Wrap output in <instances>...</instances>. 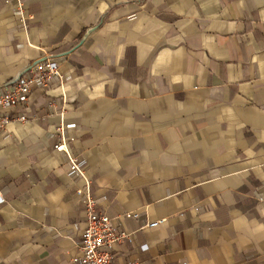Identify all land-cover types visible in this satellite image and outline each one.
<instances>
[{
  "label": "crops",
  "instance_id": "1",
  "mask_svg": "<svg viewBox=\"0 0 264 264\" xmlns=\"http://www.w3.org/2000/svg\"><path fill=\"white\" fill-rule=\"evenodd\" d=\"M18 7L31 23L14 35ZM47 56L66 81L0 133V264L81 255L86 215L49 171L69 124L98 210L142 260L264 264V0H0V85Z\"/></svg>",
  "mask_w": 264,
  "mask_h": 264
},
{
  "label": "built area",
  "instance_id": "2",
  "mask_svg": "<svg viewBox=\"0 0 264 264\" xmlns=\"http://www.w3.org/2000/svg\"><path fill=\"white\" fill-rule=\"evenodd\" d=\"M21 1V0H13ZM25 10L18 7L17 13L20 15L18 25L12 30V34H17L19 29H26L30 26L31 17L25 16ZM66 81L65 77L58 71V63L51 56L36 60L22 71L20 76L0 85V133H3L5 127L10 123L21 124L25 122H35L39 118L38 114H33L29 110L28 100L34 88L47 90L53 84H59ZM76 127L75 124L62 126L56 129L54 133L55 144L53 151L61 155L62 163L60 168L49 171L56 176L64 173L67 176L65 187L72 189L77 202L74 205L76 212L83 209L86 215L85 225L81 237L75 241L76 247L80 251V257L72 260L73 264H118L117 254L123 257L122 264H152L151 261L142 260L140 252L146 251L148 245L141 243L136 238L135 233H128L122 229L116 220L107 214L98 210V205L104 198L94 197L88 188L91 183L87 176L88 166L81 152L71 150L69 143L71 140L68 135L69 128ZM209 178V176H207ZM206 178V179H207ZM40 187L44 189L43 184L39 182ZM264 181L261 185L263 188ZM259 200H262L263 193L255 192ZM0 202L2 199L0 198ZM121 214L126 217H142L145 211H139L134 214L127 213L120 207ZM156 222L145 224L143 227H152ZM77 227V224L74 225ZM175 232L182 230L175 226ZM73 229L61 228L53 237L61 233L72 234ZM147 239V237H146ZM128 243H132L130 247Z\"/></svg>",
  "mask_w": 264,
  "mask_h": 264
}]
</instances>
